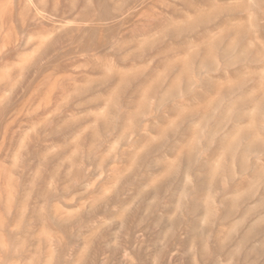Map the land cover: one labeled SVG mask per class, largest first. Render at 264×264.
Instances as JSON below:
<instances>
[{
  "label": "rangeland",
  "instance_id": "1",
  "mask_svg": "<svg viewBox=\"0 0 264 264\" xmlns=\"http://www.w3.org/2000/svg\"><path fill=\"white\" fill-rule=\"evenodd\" d=\"M0 264H264V0H0Z\"/></svg>",
  "mask_w": 264,
  "mask_h": 264
}]
</instances>
